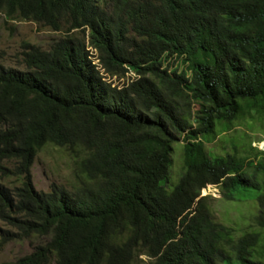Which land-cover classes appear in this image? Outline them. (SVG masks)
<instances>
[{
	"label": "trees",
	"instance_id": "obj_1",
	"mask_svg": "<svg viewBox=\"0 0 264 264\" xmlns=\"http://www.w3.org/2000/svg\"><path fill=\"white\" fill-rule=\"evenodd\" d=\"M0 14L61 33L0 62V178L18 182L0 180V246L42 239L13 264H264V150L205 145L264 111V0H0ZM47 143L72 155L73 190L34 188ZM208 185L254 193L253 226L217 222Z\"/></svg>",
	"mask_w": 264,
	"mask_h": 264
},
{
	"label": "rangeland",
	"instance_id": "obj_2",
	"mask_svg": "<svg viewBox=\"0 0 264 264\" xmlns=\"http://www.w3.org/2000/svg\"><path fill=\"white\" fill-rule=\"evenodd\" d=\"M60 32L52 31L40 26L31 20L13 19L7 22L0 14V62L13 65L14 56L20 50L22 41L41 46H47L53 38L60 36ZM97 61V60H95ZM131 73H127L128 77ZM126 78L116 79L114 83L122 82ZM182 144L180 140L173 143L172 163L169 169L167 188L170 190L178 181L182 171ZM208 151L215 155H222L237 148V159L245 160L254 154L252 147L264 150V111L256 112L253 117L245 116L227 132H223L214 141L206 143ZM31 177L34 188L38 191H47L51 183L55 182L68 190H73L76 179L73 172V158L64 147L47 143L39 149L31 167ZM8 186L18 182L16 178H0ZM236 200L228 201L222 198L218 187L208 185L202 189L201 195L206 196V202L214 219L237 237L252 225V216L256 211L255 195L251 191L236 192ZM0 227L6 228L0 221ZM224 232V231H223ZM42 239L32 237L22 241H10L0 246V264H13L21 255L32 250L34 244ZM143 261H148L144 254L140 255ZM264 261V256L262 257ZM50 264H53L52 262Z\"/></svg>",
	"mask_w": 264,
	"mask_h": 264
},
{
	"label": "clouds",
	"instance_id": "obj_3",
	"mask_svg": "<svg viewBox=\"0 0 264 264\" xmlns=\"http://www.w3.org/2000/svg\"><path fill=\"white\" fill-rule=\"evenodd\" d=\"M144 262H147V261H144Z\"/></svg>",
	"mask_w": 264,
	"mask_h": 264
}]
</instances>
